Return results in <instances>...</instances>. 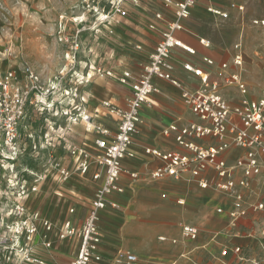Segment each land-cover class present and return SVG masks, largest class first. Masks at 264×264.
I'll list each match as a JSON object with an SVG mask.
<instances>
[{"label": "crops", "instance_id": "crops-1", "mask_svg": "<svg viewBox=\"0 0 264 264\" xmlns=\"http://www.w3.org/2000/svg\"><path fill=\"white\" fill-rule=\"evenodd\" d=\"M224 1L226 0H199L191 8V15L182 21L183 28L175 32L181 44L194 51L187 53L181 48H174L170 59L174 66V76L188 90L199 87L201 82L192 72L184 70V64L190 63L207 71L210 80H218L217 69L204 65L202 58L209 57L216 64L227 61L230 64L228 71L236 69L232 64V58L236 53L235 48L232 53L231 48L229 50L223 44L220 45L214 41L213 36L216 34L214 31L204 33L201 31L205 20L229 19V6H226ZM149 2L143 0V3ZM208 2L227 11L229 16L221 18L209 13L205 9ZM158 5L156 11L162 12L165 19L170 21L173 18L171 11L162 4L158 3ZM154 11L149 13L136 6L131 13V23L127 31L128 43H140L141 45L140 50L131 49L129 64L133 67L131 71L134 73L147 62L149 54L160 39L161 31L165 29L166 23L154 18ZM127 16L128 11L126 16H120V18ZM114 18L116 19L115 16ZM114 18L107 23L110 24L115 20ZM149 25H153V28ZM232 32L236 33V30L232 29ZM244 41L245 50L242 47L243 33L241 32L234 44L241 43L242 52L246 58L245 69L243 60L242 76L248 87L247 97L258 99L264 95V52L261 50V45L264 44V30L250 33ZM89 77L87 73L85 82L81 86L83 92L79 94V97H82V100L86 99L96 110L105 115L109 110L106 106H102L105 101L120 110L127 108V98L130 95L127 85L106 80L92 82ZM153 82L157 90L150 95V102L142 106L141 119L129 148L130 154L122 160L123 171L119 178V185L123 188V192H113L108 196V199L118 206L107 205L98 213L97 223L102 240L98 253L101 259L93 260L90 264H134L128 262L121 252L135 255L138 264H191L194 262L196 264H216L214 252L217 240L226 242L227 245L234 243L233 246L243 245L245 240L238 234L242 229V222L235 224L236 220H232L228 215L233 208L231 196L223 195L210 187L203 189L196 182L190 181L187 176L180 179L167 177L153 179L149 176V173L161 164V160L157 156L144 153V147L158 148L163 151L181 150L174 137H166L162 134V130L172 123L182 126L190 121H199L191 113L186 101L181 98L179 87L159 78H154ZM232 91L236 93V98H229V93ZM221 93L232 104L240 100V94L234 86H222ZM73 95L78 97L77 89ZM110 116L109 118L114 120ZM112 120L106 119V126L110 131H115L116 124ZM50 131L44 132V138L48 144L52 142V138L49 137ZM63 141L64 145L66 140L63 138ZM208 142L216 143V140L210 138L201 143L207 144ZM226 151L223 156L229 165H233L236 158L243 154V151L236 147H230ZM62 160L68 167L66 158ZM70 161H73V158L70 157ZM129 172H138L141 175L133 179ZM213 175L214 173L209 171L205 176L209 178ZM234 176L239 179V171H236ZM40 179L38 186L33 184L36 187L35 191L29 188L28 191L26 190L22 202L28 211L38 212L40 218L51 222L53 231L47 233L46 238L53 243L49 248L42 244L40 236L43 234V228L40 227L32 240L33 252L37 257L51 264H70L78 249V237L75 236L72 241L70 239L57 240L56 233L60 230L64 220L76 226L81 225L90 208L98 182L92 179L91 172L86 175L72 176L71 174L67 180H60L58 173L57 177L52 174ZM251 185L249 191L243 192L246 207L255 201L264 200L261 197L264 195V177L262 175L255 177ZM237 189L240 190V187ZM250 193L252 195L248 197ZM16 195L17 193L13 194L14 202L17 200ZM28 199L33 202L31 209L26 205ZM178 199H182L183 203H178ZM71 208H74V211L70 213ZM217 208H221L222 212L216 211ZM262 212L264 213V210H253L249 207L246 214L261 217ZM238 219L241 220V217ZM183 225L197 228L193 239L183 235ZM223 249H227L226 257L220 255ZM223 249L218 251L219 264L222 262L227 264L234 254L233 247ZM2 260L3 263L8 264L4 260V253Z\"/></svg>", "mask_w": 264, "mask_h": 264}, {"label": "built area", "instance_id": "built-area-1", "mask_svg": "<svg viewBox=\"0 0 264 264\" xmlns=\"http://www.w3.org/2000/svg\"><path fill=\"white\" fill-rule=\"evenodd\" d=\"M127 1L135 6L141 4L143 0H110L106 8L93 6L92 14L97 16L99 24L107 23L113 19L114 15L126 16L124 4ZM198 1L159 0L162 6L171 11L173 18L168 21L162 12H154L156 19L166 23L154 50L137 73L124 70L120 74L119 84L127 85L130 89L127 108L120 110L109 102H105L110 112L117 116L115 131L97 127L91 112L80 106H74L64 112L68 121L82 122L86 132L96 133L94 152L75 145L67 146L66 151L73 158L77 172L81 175L91 172L92 179L98 182L90 208L81 225L76 226L64 220L56 233L57 240L70 239L72 235L78 237V249L70 264H90L93 260L101 259L98 253L102 241L97 223L98 213L107 205L118 206L110 201L108 196L113 192H123V188L119 185V178L123 171L122 160L130 154L129 148L133 142V134L137 131L141 119L140 110L145 103L150 102V95L157 90L153 82L154 78L166 80L179 87L181 98L186 101L191 113L199 121H190L182 126L172 123L162 130V134L166 137H174L181 150L163 151L158 148L144 147V153L157 156L161 160V164L154 168L149 176L153 179L163 177L180 179L187 176L190 181L196 182L203 189L210 187L223 195L231 196L233 208L228 215L234 221L244 217L249 207L253 210H264V200L255 201L249 207L244 205L245 193L243 192L251 189V183L255 177L260 175L264 177V95L258 99L247 97L248 87L242 76L244 64L241 43L238 42L233 46L236 50L232 58V64L236 68L233 71H228L230 64L227 61L216 64L209 57L202 58L204 65L216 67L218 80H210L208 72L199 67L190 63L184 64V70L192 72L201 82L199 87L188 90L173 74L174 66L170 60L172 50L181 48L187 53L194 52L181 44L175 32L183 28L182 21L191 15V8ZM233 7L237 11L244 10L243 5L240 4H235ZM205 9L221 18L229 16L227 11L210 2L206 4ZM252 24L264 27V17L252 20ZM149 27L153 28V25ZM78 33L79 30H76L74 35L67 39L70 42L72 58L75 57L73 54L77 52L79 46ZM24 74L25 80H22L13 70H0V154L11 163L17 161L19 155L26 149L19 138V125L26 106L32 101L31 96L35 94L36 99L33 100V104L42 109L45 105L44 99H38V97L40 95L45 97L44 95L48 92L40 86L39 77L34 69L26 66ZM224 85L236 87L240 94L238 102L232 104L223 97L221 87ZM210 138L215 139L216 143H201ZM47 146H51V143H47ZM230 147L243 151L233 165H229L223 156ZM51 166L57 170L61 179L67 180L71 176V172L62 159H54ZM209 171H212L214 175L207 178L205 175ZM236 171H239V179L234 176ZM129 175L137 179L141 174L129 172ZM238 187L240 190L237 189ZM30 190L35 191L36 187L33 185ZM25 192L26 189L21 186L12 209L3 216V219H0V264H5L2 260L3 253L4 260L8 264H51L34 254L32 240L41 227L43 228L41 242L49 248L53 242L46 238V234L53 231V225L48 220L40 218L38 212L28 211L22 202ZM177 202L181 204L183 200L178 199ZM73 211L74 208L69 210L70 213ZM217 211L222 212V209L218 208ZM182 233L185 237L193 239L197 228L183 225ZM232 250L235 254L241 251L239 246H233ZM121 254L128 262L138 264L135 255L129 252H121ZM262 254L259 260L250 259V264H264V252ZM220 255L226 257L227 249H223Z\"/></svg>", "mask_w": 264, "mask_h": 264}, {"label": "rangeland", "instance_id": "rangeland-1", "mask_svg": "<svg viewBox=\"0 0 264 264\" xmlns=\"http://www.w3.org/2000/svg\"><path fill=\"white\" fill-rule=\"evenodd\" d=\"M108 1L110 0H0V70L12 68L10 70L15 71L18 78L25 80L24 67L34 69L39 77L40 86L44 91H48L45 97L42 95L38 97L44 99L43 108L39 109L33 104V100L36 99L34 94L30 98L32 101L26 106L24 116L20 119L19 138L26 147L25 151L12 163L0 154V219L12 209L13 194L17 193L21 186L27 190L33 184L38 186L43 176L54 174L57 177V170L51 166L54 159L66 158L72 176L80 175L73 161H70L71 156L68 155L66 146H83L89 152L95 151L96 133L86 132L82 122L76 124L68 122L65 111L80 106L91 112L97 127L108 129L106 119L112 120L109 115L114 118L112 122L117 126V116L111 113L110 109L105 115L96 110L86 99L84 101L79 97L83 92L81 86L85 82L87 73L92 82L103 80L118 82L124 70L133 69L129 64L131 49L140 50L141 45L128 43L127 31L131 23L132 10L139 6V9L149 13L156 11L159 0H152L149 3L142 1L135 6L127 1L126 6L124 4V9L128 11L126 18L114 15L116 22L113 20V24L112 22L99 24L97 16L92 14V8L93 6L106 8ZM224 2L229 6V19L205 20L201 31L203 33L214 31L216 33L213 36L214 41L223 44L229 50L232 49V53L233 44L242 32V47L245 50L244 40L247 36L258 30H264V27L252 24V20L264 17V0ZM235 4L243 5L244 10L237 11L233 7ZM153 17L155 18L154 13ZM232 29L236 30V33L232 32ZM76 30H79L77 38L79 46L77 52L73 54L75 57L72 58L70 42L67 39H70ZM261 50H264V44L261 45ZM243 60L245 69L244 52ZM76 89L78 97L73 95ZM236 97L235 92L229 93V98ZM103 105L105 106L104 102ZM48 130H51L49 137L54 142L52 146H47L48 142L44 138V132ZM63 138L67 145H63ZM59 179L63 180L60 177ZM251 195L252 193L248 197ZM261 197L264 198V195ZM32 203L30 199L26 200V205L30 209L33 208ZM261 214V217H254L248 213L241 217V220L237 219L234 222L235 224L242 222V229L238 234L245 240L243 245H238L241 250L239 254L234 253L227 264H250V259L259 260L262 257L264 213ZM75 236L72 235L70 240L72 241ZM233 245L235 244L227 245L226 242L217 240L214 252L216 264H219L220 258L218 251L225 247L232 248Z\"/></svg>", "mask_w": 264, "mask_h": 264}, {"label": "bare ground", "instance_id": "bare-ground-1", "mask_svg": "<svg viewBox=\"0 0 264 264\" xmlns=\"http://www.w3.org/2000/svg\"><path fill=\"white\" fill-rule=\"evenodd\" d=\"M8 69H12V68H8Z\"/></svg>", "mask_w": 264, "mask_h": 264}]
</instances>
